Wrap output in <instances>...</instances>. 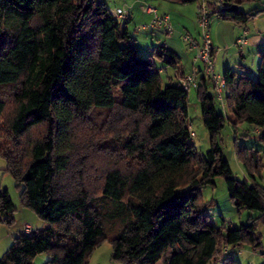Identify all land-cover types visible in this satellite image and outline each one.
Instances as JSON below:
<instances>
[{
	"label": "trees",
	"instance_id": "obj_1",
	"mask_svg": "<svg viewBox=\"0 0 264 264\" xmlns=\"http://www.w3.org/2000/svg\"><path fill=\"white\" fill-rule=\"evenodd\" d=\"M239 1L221 7L207 1L210 21L217 16L244 25L254 14L239 10ZM232 3L236 11H221ZM129 32L98 0H0V126L4 120L6 131L0 156L21 205L42 221L13 237L0 264H33L41 253L45 264H87L107 238L106 222L120 226L110 238L111 257L124 264H212L228 247L261 248L264 185L249 170L258 150L242 147L254 182L241 181L216 136L228 120L217 103L225 104L233 131L247 124V134L264 145V50L255 77L223 71L222 103L203 66L197 72L195 92L210 134L209 149L199 155L187 121L188 91L180 77L161 78L167 69L177 73L178 56L164 44L141 56ZM95 113H104V127L113 134L100 146L129 156L134 166L108 168L92 185L90 151L78 132ZM33 129L41 130L27 138ZM216 177H223L236 209L257 212L248 224L234 228L209 219L199 193ZM14 212L0 188V221L10 225Z\"/></svg>",
	"mask_w": 264,
	"mask_h": 264
},
{
	"label": "rangeland",
	"instance_id": "obj_2",
	"mask_svg": "<svg viewBox=\"0 0 264 264\" xmlns=\"http://www.w3.org/2000/svg\"><path fill=\"white\" fill-rule=\"evenodd\" d=\"M103 2L106 7L114 13L115 8H127L129 12L130 3L134 5L136 10L134 11L133 21L125 24L124 20H119L121 26H128L130 33H134L137 38V42L141 45L139 47V54L146 56L152 52L153 49L158 48L166 41L168 46H174L179 50L184 51L188 44L177 34V29L171 34L166 33L160 26L155 25L150 28V24L153 20L154 14L144 12L142 8L151 6L155 10L169 9L173 14L179 11V7L183 5L182 2L177 0H98ZM202 1V0H198ZM233 1V0H232ZM186 9L191 11L192 7L197 6L196 2L184 3ZM159 9V10H160ZM182 10L187 11L188 10ZM239 10L246 13H252L254 16L250 18L244 25L250 30L258 28H264V0H240ZM157 12V11H156ZM158 14V13H157ZM217 19L214 16L212 19ZM142 26H147L146 29H141ZM136 29V30H135ZM187 31H183L182 34ZM190 33V32H189ZM194 35L193 33H191ZM197 35V34H196ZM196 37V36H195ZM199 35L197 40H199ZM149 41L150 46L147 47L143 43ZM223 53V52H222ZM189 57H187L188 59ZM190 59L188 60V62ZM221 63V59L215 63L214 72L216 75L222 76L224 67ZM170 75L174 78L173 70L167 69L161 72V78L164 82H167L166 75ZM256 76V75H255ZM253 75V77H255ZM211 93H214L211 87ZM224 93V92H223ZM11 110V103L8 102L3 119L7 118ZM217 110L228 118L229 112L225 104L221 107L217 103ZM104 114V113H103ZM103 114H90L86 121H82L81 130L78 132V139L82 143L87 144V149L90 151L89 162L86 164V171L91 169L90 183L97 185L98 180L96 175L108 168L118 167L123 170L129 171L134 166V161L127 155L117 154L115 151L103 149L102 145L106 138L111 137L113 134L108 132L104 127L105 118ZM187 121L190 125L192 136V142L199 155L204 154L210 147V134L203 126L201 110L199 102L196 96L195 88L188 90V115ZM4 120L2 121V123ZM124 122V121H123ZM0 126V140H4L6 131L4 125ZM125 123V122H124ZM247 124H242L237 128L236 133L233 131L230 121L227 120L224 127L217 134V142L221 146L223 156L228 161L233 175L238 180H246L249 183L254 182L264 185V145L256 140L252 134H247ZM41 129H33L27 138L35 137L38 135ZM242 147H247L258 150V163L257 165L250 166V172L253 176L249 175L247 169L244 166L243 158L240 157L243 154ZM86 150V149H85ZM95 169L93 170L92 168ZM0 188L6 189L8 195L15 207L13 213V222L8 225L3 220L0 221V257L10 246L14 236L23 231V225L27 224L31 229H36L42 226V221L37 215L29 208L23 207L19 199L20 190L16 187V182L11 173L6 168L5 160L0 156ZM199 199L201 203L207 208L206 213L209 219L215 223L220 224L224 219L226 223L231 227L238 228L240 225H245L250 222L249 217L257 216L256 211H250L247 209H236L229 199L226 190V184L223 177L214 178L213 185H207L200 189ZM116 225V226H115ZM105 229L107 232V238L102 240L89 254L87 264H124L121 261L113 260L112 245L110 238L120 229L118 223L109 224L105 223ZM258 231L261 232V248L253 250L252 247L246 243H243L237 247H228L226 255L220 257L216 263L212 264H264V228L259 227ZM48 257L45 253H41L35 256L33 264H45ZM156 264H163L162 261H158Z\"/></svg>",
	"mask_w": 264,
	"mask_h": 264
},
{
	"label": "crops",
	"instance_id": "obj_3",
	"mask_svg": "<svg viewBox=\"0 0 264 264\" xmlns=\"http://www.w3.org/2000/svg\"><path fill=\"white\" fill-rule=\"evenodd\" d=\"M130 16L127 22L133 21L134 5L130 3ZM185 4L179 7V11L173 14L169 9L158 8L159 16L166 18L167 29L163 25H159L166 33L171 34L177 29V34L182 38V32L187 31L193 33L194 36L199 35L200 29L196 22V6L192 7L191 11L184 7ZM188 10L183 11L182 10ZM160 9V10H159ZM127 29L129 30L128 26ZM136 30V29H135ZM208 31L213 44V59L214 66L218 59H221L224 70L230 68L237 73H248L255 75L259 62V53L264 50V28L250 30L245 25L235 24L231 21H224L220 19H211ZM130 33V32H129ZM135 31L132 33L134 43L139 49L140 43L137 42ZM197 34V35H196ZM183 39V38H182ZM242 40V41H241ZM147 47L150 46L149 41L143 43ZM164 45L167 49L172 50L178 56V71L173 70L174 80H178L184 74H188L194 70H201L202 63L194 59V49L187 47L184 51L177 49L174 46H168L166 41ZM223 52V53H222ZM187 57H189L187 59ZM190 61L188 62V60ZM215 68V67H214ZM223 70V71H224ZM162 71V70H161ZM223 75V74H222ZM230 122L234 120L233 115L229 113L228 118Z\"/></svg>",
	"mask_w": 264,
	"mask_h": 264
},
{
	"label": "built area",
	"instance_id": "obj_4",
	"mask_svg": "<svg viewBox=\"0 0 264 264\" xmlns=\"http://www.w3.org/2000/svg\"><path fill=\"white\" fill-rule=\"evenodd\" d=\"M207 1H211L216 7H221L224 3L231 2V0H202L201 3L196 6V22L200 29V39L197 40V38L189 32H184L182 34V38L187 42L190 49L195 50L194 59L202 63L203 72L213 82L216 98L222 103L224 82L222 76L216 75L214 72L213 44L208 31L211 8L206 5ZM142 10L144 12L154 14L153 20L149 26L150 28L154 27L155 25H163L166 29L168 28L166 18L159 16L155 8L147 6L142 8ZM114 15L117 19L124 20L129 18L130 12L127 8H115ZM146 28L148 27H141V29ZM197 72L198 70H194L188 74L182 75L178 80L180 86L187 91L193 87L195 88L197 86ZM23 228L28 231L29 225L24 224Z\"/></svg>",
	"mask_w": 264,
	"mask_h": 264
},
{
	"label": "water",
	"instance_id": "obj_5",
	"mask_svg": "<svg viewBox=\"0 0 264 264\" xmlns=\"http://www.w3.org/2000/svg\"><path fill=\"white\" fill-rule=\"evenodd\" d=\"M238 9V5L236 3H232L228 7L221 8V11H228V12H234Z\"/></svg>",
	"mask_w": 264,
	"mask_h": 264
}]
</instances>
